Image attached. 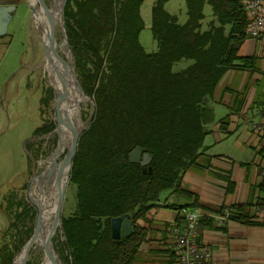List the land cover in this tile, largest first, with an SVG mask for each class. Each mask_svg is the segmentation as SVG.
<instances>
[{"label":"trees","instance_id":"1","mask_svg":"<svg viewBox=\"0 0 264 264\" xmlns=\"http://www.w3.org/2000/svg\"><path fill=\"white\" fill-rule=\"evenodd\" d=\"M168 1L156 0L152 10L159 45L154 53L141 43L145 0L67 1L65 26L76 73L95 103L72 169L77 210L62 219L66 241L56 247L68 264H137L149 234L145 224L161 196L193 194L182 181L210 133L214 116L205 99L228 72L257 68L255 57L240 56L235 48L248 36L245 0H186L185 24L167 11ZM207 4L215 20L203 30ZM184 60L191 64L175 71ZM55 126L42 125L35 136ZM137 147L152 157L147 167L129 161ZM27 202L18 206L23 212L9 210L18 221L11 224L14 241L0 245V264H13L34 234L35 225L28 223L38 210ZM126 215L134 231L116 240L112 219ZM21 220L27 221L23 227Z\"/></svg>","mask_w":264,"mask_h":264},{"label":"crops","instance_id":"2","mask_svg":"<svg viewBox=\"0 0 264 264\" xmlns=\"http://www.w3.org/2000/svg\"><path fill=\"white\" fill-rule=\"evenodd\" d=\"M18 3L19 0H0V53L9 43V26L18 13ZM214 20L213 14L203 30L209 29ZM240 42L238 54L255 57L257 68L237 70L241 74L238 77L234 70L228 72L212 96L214 111L225 108L229 113L209 128L202 155L183 177L182 188L193 194L167 192L165 201L161 199L150 212V221L145 224L149 234L137 264H178L170 228L174 224L184 226L185 211L193 207L204 212L200 238L212 252L203 264H264V135L253 128V123L264 125V33L258 38L247 36ZM20 73L9 81L8 90L13 93L19 88ZM234 83L236 89L232 87ZM4 103L0 105V129L5 123L2 116L8 111ZM239 143L254 154L249 158L209 154L221 144ZM247 207L252 209L251 215L246 214Z\"/></svg>","mask_w":264,"mask_h":264},{"label":"rangeland","instance_id":"3","mask_svg":"<svg viewBox=\"0 0 264 264\" xmlns=\"http://www.w3.org/2000/svg\"><path fill=\"white\" fill-rule=\"evenodd\" d=\"M155 1L145 0L142 6L145 28L141 33V43L149 53H154L159 48L152 32V10ZM45 3L47 6H51V0H45ZM18 5V13L9 26V43L0 53V105L3 106L6 102L5 110H8L4 116H2L3 113L1 114L5 123L4 127L0 129V245L4 243L11 244L14 241L15 229L11 228V224L18 220L14 218L13 212L9 210L13 207V211H16L18 206L21 205L20 202H27L33 179L41 174L43 170L42 163L50 159L59 141V134L56 132L58 113L55 92L41 65L45 55L44 46L39 39V33L34 24V14L29 0H19ZM165 7L170 14L177 17L180 24L186 23L188 19L186 0H169ZM204 15L203 27L205 28L207 21L213 16L212 7L209 4L205 6ZM56 39L62 56L66 58L64 51L65 38L60 22L57 27ZM73 62L75 64L74 57ZM190 64L191 62L186 60L178 62L174 65V70H184ZM19 71H21L17 77L19 88L13 93L8 90V84ZM233 73L237 77L241 75L237 70ZM232 87L236 89V83ZM87 97L88 101L81 106L83 125L87 123L95 110L94 99L89 95ZM205 104L214 111L215 98H212V96L207 97ZM228 113L229 111L225 108H216L213 112V121L208 125V129L212 128L216 122ZM49 122L56 123L54 130L48 133L42 131L41 135L35 136L36 129ZM240 145V143L232 146L221 144L214 151H210L209 154H239L242 158H249L254 154L248 146L242 147ZM67 151L59 159L60 162L65 158ZM76 193L77 188L70 180L67 184L61 219L70 217L76 212ZM167 194L164 193L161 196L163 201H165ZM31 204L33 203L31 202ZM23 211V208L18 210V212ZM175 211L177 210L175 209ZM170 212L168 211L167 214L170 215ZM246 214H252L250 207L246 208ZM37 218L38 215L31 219L28 223L29 226L35 225L36 227ZM19 223L23 227L27 221L21 220ZM61 224L57 227L52 240L56 251V247H62V243L66 241ZM21 251L15 255L14 260L20 255ZM58 255L62 262L66 259L63 254L58 253ZM43 260L44 252L32 249L27 264H42Z\"/></svg>","mask_w":264,"mask_h":264},{"label":"bare ground","instance_id":"4","mask_svg":"<svg viewBox=\"0 0 264 264\" xmlns=\"http://www.w3.org/2000/svg\"><path fill=\"white\" fill-rule=\"evenodd\" d=\"M60 2L61 0H51V6H47V9H45L40 5L39 0H30L34 8V24L38 30L39 39L47 49L41 65L48 75L51 87L60 96L58 106L61 115L59 148L54 151L50 159L42 163L43 170L36 177L31 191L33 202L42 212L41 230L33 246V249L44 252L42 264H55L47 255L46 244L55 224L58 223L54 219L60 200V191L68 182V168L64 167L62 161L60 162L59 159L71 144V127H74L76 130L83 128L81 106L88 101V99H84L81 96L68 67L59 61L50 49V39L51 37L56 38L57 27L60 22ZM64 91H67L65 96H63ZM23 255L20 254L17 257L15 264H22Z\"/></svg>","mask_w":264,"mask_h":264},{"label":"water","instance_id":"5","mask_svg":"<svg viewBox=\"0 0 264 264\" xmlns=\"http://www.w3.org/2000/svg\"><path fill=\"white\" fill-rule=\"evenodd\" d=\"M67 1L68 0H61L60 6H59L60 25L62 27L63 36L65 38V49H64V51L66 54V58L63 57L61 52L59 51V47H58L59 44H58L57 39L55 37H51V39H50V49H51L52 53L54 54V56L59 61H61L66 67H68V69L70 70V73L74 78L76 87L79 90V92L81 93V96L84 99H88L87 94L85 93L80 81L78 80L77 73H76V67H75V64L73 62L72 51H71V48H70V45L68 42L67 33H66L65 8L67 5ZM29 2H30V0H29ZM39 3L42 7L47 9V4L45 3V0H39ZM30 6H31V9L34 13V8L31 5V3H30ZM53 27H54V25H53ZM240 43L241 42H238L236 44V46H235L236 49L238 48V45ZM44 51L47 53V49L45 47H44ZM54 92H55V90H54ZM66 94H67V91H64L63 96H65ZM55 97H56V103H57L56 108H57V113H58V126L56 129V132L58 134H60L61 115H60L59 106H58L59 101H60V96H58L57 93L55 92ZM93 114L91 115V117L87 121V123L83 125V128L81 130H76L74 127H71V131H72L71 144L68 148V151H67L65 158L62 160L64 167L68 168V182L71 180L72 169H73V165H74V159L76 157L77 150H78L79 140H80L82 134L84 133V130L87 129L88 127H90V125L92 123ZM58 148H59V141H58V146H57L56 150ZM129 161L131 163L141 164L144 167H147L151 163L152 157L149 154H147L143 148L137 147L129 155ZM38 176L39 175H37L36 177H38ZM36 177L33 179L31 187L29 189V199L38 209V218H37L34 234L29 239V241L25 244V246L23 247V249L20 253V254H24L22 264H27L28 259H29V255L31 253V250L33 249V246L36 242L37 235L40 232L41 226H42V212L39 209V207L33 202L32 198H31V191H32V188L34 186V181H35ZM68 182L64 185V187L60 191V194H59L60 200H59V203H58V206L56 209V217H55V220L58 223L55 224L53 230L50 233L49 238L47 239L48 241L46 244L47 255L50 258V260L53 261L55 264H58V263L68 264L66 259L63 262L61 261V258L58 255V253H57V251L53 245V241H52L57 227H59V225L62 223L61 213H62V209H63V204H64V200H65ZM133 231H134V229H133V224H132V220H131L130 215H126L124 217H117V218L112 219V235H113L114 239L120 240L123 237H128V236L132 235ZM16 259L14 260L13 264H15Z\"/></svg>","mask_w":264,"mask_h":264},{"label":"built area","instance_id":"6","mask_svg":"<svg viewBox=\"0 0 264 264\" xmlns=\"http://www.w3.org/2000/svg\"><path fill=\"white\" fill-rule=\"evenodd\" d=\"M245 8L250 18L246 34L258 38L264 33V0H245ZM253 128L264 135V125L253 123ZM203 217V210L193 207L185 211L184 226L174 224L170 228V236L176 244L178 264H203L211 257L210 248L200 238L199 228Z\"/></svg>","mask_w":264,"mask_h":264}]
</instances>
